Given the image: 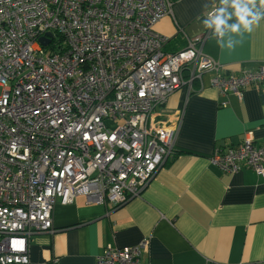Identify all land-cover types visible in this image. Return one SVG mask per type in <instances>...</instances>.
<instances>
[{"label":"built area","instance_id":"1","mask_svg":"<svg viewBox=\"0 0 264 264\" xmlns=\"http://www.w3.org/2000/svg\"><path fill=\"white\" fill-rule=\"evenodd\" d=\"M171 4L0 0V264H30V239L54 230L57 200L116 206L136 197L173 157L181 116L160 109L176 91L208 71L223 96L242 99L243 88L264 83V64L233 74L203 54L206 39L223 34L213 25L165 52L154 27ZM219 12L214 5L206 18ZM210 162L264 177V146L246 138ZM149 248L147 237L105 247L96 264H143Z\"/></svg>","mask_w":264,"mask_h":264},{"label":"crops","instance_id":"2","mask_svg":"<svg viewBox=\"0 0 264 264\" xmlns=\"http://www.w3.org/2000/svg\"><path fill=\"white\" fill-rule=\"evenodd\" d=\"M154 27L174 53L208 30L206 12L218 0H170ZM233 26L236 30L233 31ZM202 52L238 74L264 64V17L211 34ZM214 72L170 96L160 113L181 116L174 154L125 205L89 203L78 196L56 202L51 233L29 242L30 264H96L105 247L149 238L143 264H264V177L251 169L224 173L210 162L218 148L250 138L264 146V83L220 95ZM224 102L227 104L224 105Z\"/></svg>","mask_w":264,"mask_h":264},{"label":"trees","instance_id":"3","mask_svg":"<svg viewBox=\"0 0 264 264\" xmlns=\"http://www.w3.org/2000/svg\"><path fill=\"white\" fill-rule=\"evenodd\" d=\"M234 4H238L240 7H246L250 11L251 15L246 17L248 20H253V16L259 18L264 17V0H219L221 11L220 19L224 21L223 25L225 27L239 22L236 15V8L233 6ZM243 169H246V167Z\"/></svg>","mask_w":264,"mask_h":264},{"label":"clouds","instance_id":"4","mask_svg":"<svg viewBox=\"0 0 264 264\" xmlns=\"http://www.w3.org/2000/svg\"><path fill=\"white\" fill-rule=\"evenodd\" d=\"M214 6V5H213ZM212 6V7H213ZM216 6L219 8V10H220V5H219V0H218V3L216 4ZM235 8H236V15H237V17H238V20H239V22H240V24H242L245 28H247L248 27V25H249V20L246 18V17H248V16H250L251 15V13H250V11L246 8V7H240L238 4H234L233 5ZM211 7V8H212ZM210 8V9H211ZM207 13V12H206ZM220 15H221V11L219 12V14H218V16H216L215 17V19H213L212 21H211V23L208 21V29H209V26L210 27H212L213 28V26H214V28L216 29V31L217 32H219L220 31V28L221 29H224V25H223V23H224V21L222 20V19H220ZM259 19V17H256V16H253V20H258ZM213 25V26H212ZM236 30V28H235V26H233V31H235ZM207 40V39H206ZM262 65V64H261ZM260 65V66H261ZM166 116V115H165ZM171 161V159H169V161L168 162H170ZM164 166V165H163ZM162 166V167H163ZM155 176V175H154ZM150 181V180H149ZM141 193V192H140ZM139 193V194H140ZM138 194V195H139ZM127 203V202H126ZM125 203V204H126ZM124 204V205H125ZM106 205V204H105ZM123 206V205H122Z\"/></svg>","mask_w":264,"mask_h":264},{"label":"water","instance_id":"5","mask_svg":"<svg viewBox=\"0 0 264 264\" xmlns=\"http://www.w3.org/2000/svg\"><path fill=\"white\" fill-rule=\"evenodd\" d=\"M47 35H48V36H52L51 33H48ZM41 42H42V44H43L44 46H47V45L49 44V40H46V39H44V38L41 39Z\"/></svg>","mask_w":264,"mask_h":264},{"label":"bare ground","instance_id":"6","mask_svg":"<svg viewBox=\"0 0 264 264\" xmlns=\"http://www.w3.org/2000/svg\"><path fill=\"white\" fill-rule=\"evenodd\" d=\"M7 180H10V178H6Z\"/></svg>","mask_w":264,"mask_h":264},{"label":"rangeland","instance_id":"7","mask_svg":"<svg viewBox=\"0 0 264 264\" xmlns=\"http://www.w3.org/2000/svg\"><path fill=\"white\" fill-rule=\"evenodd\" d=\"M0 92H1V90H0Z\"/></svg>","mask_w":264,"mask_h":264}]
</instances>
